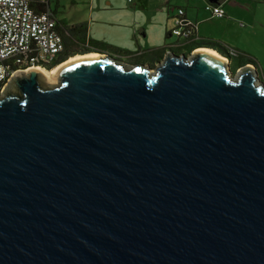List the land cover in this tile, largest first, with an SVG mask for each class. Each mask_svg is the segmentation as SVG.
Returning <instances> with one entry per match:
<instances>
[{
	"label": "water",
	"instance_id": "95a60500",
	"mask_svg": "<svg viewBox=\"0 0 264 264\" xmlns=\"http://www.w3.org/2000/svg\"><path fill=\"white\" fill-rule=\"evenodd\" d=\"M95 53L0 96V264H264L256 67Z\"/></svg>",
	"mask_w": 264,
	"mask_h": 264
},
{
	"label": "crops",
	"instance_id": "0c3cea01",
	"mask_svg": "<svg viewBox=\"0 0 264 264\" xmlns=\"http://www.w3.org/2000/svg\"><path fill=\"white\" fill-rule=\"evenodd\" d=\"M85 3L87 6V12L83 16L85 18L77 23H87L90 39L105 44L111 53H119L131 63L140 62L153 66L163 55L150 58L147 55L148 51L166 48L169 45L179 54L186 49L183 44L184 39L171 35L175 27L173 22L178 16L179 9L184 10L183 17L196 27V43L218 42L225 45L229 51L239 52L238 44L234 42L231 35H234L233 31H239L240 26H243L237 22V19L241 17V11H246L247 6L246 3L241 4L242 2L238 0H224L221 5L226 12V17L214 18L206 10L210 3L208 0H174V3L171 0H157L156 2L138 0L135 4L129 0V4H122L120 0H86ZM130 4H132L131 7ZM50 8L52 9L51 6ZM124 22L130 23V26H124L122 24ZM100 26L120 28V31L115 34L117 41L109 43L106 38L103 39L98 35ZM126 29H129V32L124 31ZM137 33L145 37H143L144 42L142 39H137ZM148 35L152 40H148ZM188 43L192 44V42Z\"/></svg>",
	"mask_w": 264,
	"mask_h": 264
},
{
	"label": "built area",
	"instance_id": "2783aa9c",
	"mask_svg": "<svg viewBox=\"0 0 264 264\" xmlns=\"http://www.w3.org/2000/svg\"><path fill=\"white\" fill-rule=\"evenodd\" d=\"M49 0H0V83L5 89L18 73L30 68H44L54 64L65 51L57 17L49 10ZM214 18H224L221 5H207ZM178 10L171 35L179 39L195 40L196 27ZM242 25V24H241ZM235 55L236 51H230Z\"/></svg>",
	"mask_w": 264,
	"mask_h": 264
},
{
	"label": "rangeland",
	"instance_id": "374dc122",
	"mask_svg": "<svg viewBox=\"0 0 264 264\" xmlns=\"http://www.w3.org/2000/svg\"><path fill=\"white\" fill-rule=\"evenodd\" d=\"M129 1L130 2L133 1V4H135L138 0H129ZM153 1L156 2L157 0H153ZM171 1L174 3V0ZM238 1L242 2L241 4L246 3L247 6L245 7L246 11H241L240 12L241 17L237 19V22L239 24H243V26H240L241 28L239 29V31H233L234 35H231L234 42H237L238 44L237 48L239 49L238 50L239 52L235 53V57L238 55L241 56L239 59L236 60L233 59V61H235V63H238L239 61L249 63L247 65H243L244 68L251 65L255 66L259 82L264 83V0H238ZM85 2L86 0H50V6L54 10L57 9L56 16L59 21H64L66 25L71 26L83 20L82 18H85L83 17L87 12V6L85 5L86 4ZM120 2L122 4H126V3L129 4L128 0H120ZM131 5L132 4H130V7ZM173 23H175V21ZM122 24L124 26H130V23L128 22H124ZM96 30L98 29L96 28ZM99 30L100 31H98L97 34L100 35L103 39L106 38L107 42L114 43L117 41L115 34L117 31H120V28H116L114 26L105 28L104 26L103 27L100 26ZM124 31L129 32V29H126ZM143 37L141 36L140 33H137V39L140 40L142 39V41L144 42ZM148 37H149L148 40H152V38L149 35ZM172 40L174 39L172 38ZM110 55L113 56L116 60L126 65H134V63H131L127 58L123 57L119 53H115V54L112 53ZM138 64H142V63L139 62ZM229 65H230V60H229ZM230 69L233 72L232 73L233 76L238 73V70H236V65L232 64L230 66ZM45 82L46 81L42 82V84L46 88L57 85L56 82L51 84ZM6 91L7 89L1 90L0 96H3L6 93Z\"/></svg>",
	"mask_w": 264,
	"mask_h": 264
},
{
	"label": "trees",
	"instance_id": "16d2710c",
	"mask_svg": "<svg viewBox=\"0 0 264 264\" xmlns=\"http://www.w3.org/2000/svg\"><path fill=\"white\" fill-rule=\"evenodd\" d=\"M212 5L216 6V4H212ZM221 7H222V5H221ZM48 8H49L50 12L55 17H57L56 16L57 9L56 10H52L50 8V6L49 7L46 6V7H42V8L40 7V8H38V10L40 12H43V11H47ZM58 23L60 25V27H58V30H59L60 34L62 35V37H63V41H64V45H65V51L60 55V57L58 58V60L54 64L45 67V69L51 70V69L55 68L57 65H59L62 62L66 61L68 58L76 56V55H79V54L94 53V52L112 54L107 49L105 44H102L100 42L92 40V39H90L88 37V25H87V23H79V24H75V25H71V26L66 25L64 23V21H58ZM172 36H174V35H172ZM184 41H185V42H183L184 47H186L185 45L188 42H192V44L188 43V44H190L189 47H186L187 49L189 48V51H191L192 49L197 48L199 46H204V47H208L210 49H213V50L217 51L219 54H221V55H223L225 57H229L230 58V62L232 61V64L236 65V70H238V68L243 67V65L249 64V63H245L243 61H239L238 63H235V61H233V59L234 60L239 59L241 56L238 55V56L235 57V55L234 56L231 55V53L228 50V48H226L225 45H223L221 43H218V42H207V41H201L199 43H196L194 40L192 41V40H186V39ZM165 50H166V52H168V50H173L174 51V48H172V46L169 45V46H166V48H160V49H155V50H152V51H148L147 55L150 58H152V57L155 58L158 55H161V54L163 55ZM2 86H3L2 83H0V91L2 89Z\"/></svg>",
	"mask_w": 264,
	"mask_h": 264
},
{
	"label": "bare ground",
	"instance_id": "6f19581e",
	"mask_svg": "<svg viewBox=\"0 0 264 264\" xmlns=\"http://www.w3.org/2000/svg\"><path fill=\"white\" fill-rule=\"evenodd\" d=\"M200 51H204L206 53H209V54H211V55L223 60L226 64L229 65V60L226 57H224L221 54H219L217 51L213 50V49L202 48V49H199L197 52H200ZM99 57H102V55L98 54V53H95V52L94 53L85 54V55H76V56L70 58L68 61L62 63L61 65H58L57 67H55V68H53L51 70H47V69L40 68V67H34V68L28 69L25 72H28V71L34 69V70L40 72L43 75V80L46 81L45 83L51 84V83L56 82V76L58 74V71L62 67H65L68 64L76 62V61L85 60V59H96V58H99Z\"/></svg>",
	"mask_w": 264,
	"mask_h": 264
},
{
	"label": "flooded vegetation",
	"instance_id": "af4514ba",
	"mask_svg": "<svg viewBox=\"0 0 264 264\" xmlns=\"http://www.w3.org/2000/svg\"><path fill=\"white\" fill-rule=\"evenodd\" d=\"M186 47H189L190 46V44H186L185 45ZM196 51H198L197 50V48H194V49H192L191 51H189V48L187 49H185L184 50V52H182V54H185L186 56H190L191 54H193L194 52H196ZM175 52V51H174ZM176 53V52H175ZM166 54H167V52H166V50L164 51V53H163V56H162V58L159 60V61H162V60H164V58H165V56H166ZM176 54H178V55H181V54H179V53H176ZM136 64H138V63H136ZM142 64H144V63H142ZM146 65H150L151 67H156V65H151V64H146Z\"/></svg>",
	"mask_w": 264,
	"mask_h": 264
}]
</instances>
